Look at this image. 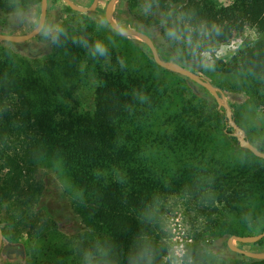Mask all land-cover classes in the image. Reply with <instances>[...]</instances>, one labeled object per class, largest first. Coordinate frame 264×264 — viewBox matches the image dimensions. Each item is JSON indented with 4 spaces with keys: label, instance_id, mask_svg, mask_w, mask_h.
<instances>
[{
    "label": "rangeland",
    "instance_id": "obj_1",
    "mask_svg": "<svg viewBox=\"0 0 264 264\" xmlns=\"http://www.w3.org/2000/svg\"><path fill=\"white\" fill-rule=\"evenodd\" d=\"M71 1L89 7L93 0ZM184 1L169 0L170 10L163 13L142 0H117L110 18L121 29L149 35L158 59L178 64L209 84L225 107L209 87L157 65L146 39L114 31L105 16L109 0H99L97 9L86 14L62 0H47L38 36L21 43L0 42V68L6 69L2 80L8 83L0 90V112L18 105V96L28 90L47 107L40 106L56 137L54 145L34 142L29 155L17 158L13 168L6 167L0 156L2 264H88V245L109 231L96 202L77 179L79 162L73 160L71 137L58 131L66 125L65 117L78 119L94 112L95 93L105 73L127 66L147 70L151 61L166 91L158 116L169 129L192 127L200 135L172 151L177 167L197 180L198 187L175 191L164 200L159 216L164 261L264 264V259H250L228 245L232 236L264 232V159L238 139L241 136L264 153V79L240 68L241 53L256 51L264 40V15L258 22L222 33L220 40L204 36L196 62L185 61L181 42L163 34V24ZM211 1L221 9L235 0ZM40 14L41 0H0V33L29 34L39 25ZM181 108L184 118H169ZM256 206L259 209L252 210ZM232 243L246 252L264 253V237L254 243ZM101 251L110 264L109 254L102 247Z\"/></svg>",
    "mask_w": 264,
    "mask_h": 264
},
{
    "label": "trees",
    "instance_id": "obj_2",
    "mask_svg": "<svg viewBox=\"0 0 264 264\" xmlns=\"http://www.w3.org/2000/svg\"><path fill=\"white\" fill-rule=\"evenodd\" d=\"M142 2L163 13L170 10L169 0ZM263 15L264 0H235L221 9L211 0H185L163 24V34L181 42L183 60L196 62L204 36L220 40L222 33L246 22H258ZM262 43L264 40L256 51L241 53L240 68L264 79ZM156 67L151 61L147 70L127 66L105 73L95 93L94 112L78 119L65 117L66 125L58 131L71 137L73 160L79 162L77 179L96 202L109 231L98 240L102 245H88V264H108L101 247L109 254L110 264H167L164 233L159 228L164 200L175 191L198 187L197 180H190L177 167L172 151L200 135L192 127L169 129L166 120L158 116L166 91L158 81ZM5 72L0 68V90L8 85L2 80ZM21 94L26 99L19 95L18 105L0 112V156L9 168L18 163L17 158L29 155L34 142L54 145L56 140L55 129L40 106L47 107L28 90ZM185 114L181 108L169 118L179 120ZM254 207L252 210L259 209Z\"/></svg>",
    "mask_w": 264,
    "mask_h": 264
},
{
    "label": "water",
    "instance_id": "obj_3",
    "mask_svg": "<svg viewBox=\"0 0 264 264\" xmlns=\"http://www.w3.org/2000/svg\"><path fill=\"white\" fill-rule=\"evenodd\" d=\"M62 1L65 2L66 5H68L69 8L72 9L73 11L83 13V14L95 11L97 9L98 2H99V0H93L91 6L80 7L76 4H74L71 0H62ZM116 1L117 0H109V2L107 3V6H106V11H105L106 20H107L108 24L110 25V27L114 31H116L117 33H119L125 37H141V38L146 39L148 44H149V47H150L152 59L157 65H159L161 67H170V68L182 73L183 75L194 79L197 83L209 87L211 89V91L213 92V95H214L215 99L217 100V102L219 103V105L222 107H225V105L222 103V101L220 100L218 95L215 93L213 87H211L209 84L205 83L204 81L199 79L197 76H195L193 73L182 68L178 64L170 63V62H164V61H161L160 59H158L156 52H155L154 43H153L151 37H149V35H147L144 32L121 29V28L117 27L110 18V10ZM46 11H47V0H41L40 22H39V25L37 26V28L33 32L26 34V35H17L16 36V35H7L4 33H0V42L21 43V42L29 41V40L35 38L36 36H38L40 34V32L42 31L44 24H45ZM238 139H239V141H241L244 148L248 149L251 153H253L258 158L264 159V153L263 152L259 151L254 146L248 144L246 142V140L243 139L241 136H238ZM263 237H264V232L257 235V236H247V237H242V238L232 236L229 238L228 245L232 251L237 252L239 254H242V255L250 258V259L263 260L264 259V253L257 255V254H253L250 252H246L242 249L235 247L232 243L233 240H237L238 242H241L243 244L254 243V242L261 240ZM2 241H3V232H2V229L0 228V247H1ZM0 264H2V263L0 262Z\"/></svg>",
    "mask_w": 264,
    "mask_h": 264
}]
</instances>
